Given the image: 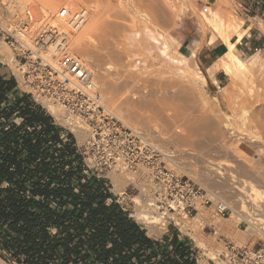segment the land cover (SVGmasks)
I'll return each instance as SVG.
<instances>
[{
    "label": "rangeland",
    "instance_id": "rangeland-1",
    "mask_svg": "<svg viewBox=\"0 0 264 264\" xmlns=\"http://www.w3.org/2000/svg\"><path fill=\"white\" fill-rule=\"evenodd\" d=\"M50 1L22 0L32 6L37 18L43 15L40 11L43 2ZM55 1L53 9L45 7L47 13L43 16L54 15L62 6L71 10L83 8L88 12L85 27L81 28L79 35L82 37L87 34L92 41L87 40L88 43L95 42L96 54L91 56L95 55L96 63L93 58L81 59L92 68L104 106L113 114L117 111L115 115L127 126L144 132L162 153L175 157L179 169L173 170L179 177L217 193L229 204L233 213L228 221L222 223L227 227L226 237L241 245L254 246L255 249L264 247V223L259 227L255 221H264V196L258 202L257 209L246 202H242L241 209V203L231 195L228 186L232 175L264 191V183L257 184L254 174L249 173L255 170L264 179V51L258 57L241 58L249 70L246 78L238 72L230 77L222 71V57L208 70L198 62V52L204 44L215 41L225 44L226 39L231 42L239 33L244 35L243 29L247 25L255 23L264 34V15L255 21L248 19L246 22L247 16L251 15L246 10L252 5V0H134L139 2L140 7L134 1L136 5H130L132 0ZM151 7L156 12L152 24L147 16ZM203 14L207 21L202 20ZM94 18L100 19L98 23L102 24H98L97 29L102 28L97 30L99 34L97 31L90 32ZM132 18L136 20L133 19V22ZM186 27L197 40L195 51L182 46ZM77 35L75 33L73 37L76 39ZM92 44L90 46L94 48ZM106 67H111L110 71ZM0 70L4 76L10 77L7 68ZM16 89L17 94H22L17 85ZM36 103L42 107L40 102ZM43 109L57 126L65 130L55 116ZM131 109L138 116L135 114V117ZM71 135L78 149H81L84 141L78 142L75 134ZM242 145L247 146L244 151L240 148ZM221 147L226 148V152ZM219 163L232 166L229 171L220 170L224 174L222 179L213 174L215 169L218 170L216 167ZM243 168L248 173L241 172ZM147 175V171H143L142 177L139 176L141 179H136L137 186L132 190L127 188L128 183L114 182L115 175L108 176L105 172L101 174L110 187V194L132 216L135 212L130 200L147 183ZM123 193L128 194L129 198L126 194L122 197ZM133 218L147 237L161 243L160 250H163L162 239L166 233L163 227L167 221L160 219L156 227L161 230L153 234L147 225ZM199 219L198 216L192 222L189 231L188 221H178L183 225L180 239H190L188 243L194 246L197 254L196 264H213L206 260L211 256L204 252L202 246L203 234ZM248 220L254 222L249 227L245 224ZM167 229L175 228L167 226ZM205 234L216 246L217 236L209 235V231H205ZM0 264H11L1 250ZM214 264L220 263L215 261Z\"/></svg>",
    "mask_w": 264,
    "mask_h": 264
},
{
    "label": "trees",
    "instance_id": "trees-1",
    "mask_svg": "<svg viewBox=\"0 0 264 264\" xmlns=\"http://www.w3.org/2000/svg\"><path fill=\"white\" fill-rule=\"evenodd\" d=\"M89 172L73 136L0 74V250L11 264H196L161 243ZM111 200V202H109Z\"/></svg>",
    "mask_w": 264,
    "mask_h": 264
},
{
    "label": "built area",
    "instance_id": "built-area-1",
    "mask_svg": "<svg viewBox=\"0 0 264 264\" xmlns=\"http://www.w3.org/2000/svg\"><path fill=\"white\" fill-rule=\"evenodd\" d=\"M87 15L83 8L71 10L62 6L54 15L37 18L32 6L22 0H0V68L9 70L22 94L40 102L46 110L44 104L56 109L55 119L67 132H86L79 151L87 170L95 177L104 179L102 172L108 175L115 160L123 158L138 175L142 171L151 173L160 190L156 196L162 204L158 205L176 219L183 217L185 223L188 221V231L199 216L202 246L211 256L207 261L264 264V247L255 249L225 236L227 227L222 223L229 220L233 211L221 196L179 177L173 170L179 169L175 157L162 153L144 132L125 125L104 106L92 70L71 50L73 35L82 28ZM245 224L249 227L252 221ZM167 226L175 228L179 235L183 227L173 220H168L163 228L166 230ZM205 231L217 236L216 246Z\"/></svg>",
    "mask_w": 264,
    "mask_h": 264
},
{
    "label": "bare ground",
    "instance_id": "bare-ground-1",
    "mask_svg": "<svg viewBox=\"0 0 264 264\" xmlns=\"http://www.w3.org/2000/svg\"><path fill=\"white\" fill-rule=\"evenodd\" d=\"M133 1L134 0H132V1H130V5H136V3L135 4H133ZM192 1V0H191ZM54 2L56 3V1L55 0H51L49 3H46V2H43V6H41V8H40V11H41V13L43 14V15H46V13H47V8H51V9H53L54 7H53V5H54ZM134 2H137V1H134ZM195 2V1H194ZM139 2H137V4H138ZM109 5H110V3H108ZM139 5V6H138ZM137 6L138 7H140V4H138ZM154 6V5H153ZM45 7H47V8H45ZM133 8H134V6H132ZM137 7V8H138ZM152 8V7H151ZM139 9V8H138ZM111 10H113L112 8H111ZM135 10L137 11V9H136V7H135ZM119 11H121V10H119ZM126 11V10H125ZM155 11V9H149L148 11H147V16H148V20H149V23L150 24H152L153 23V21H155V18H156V12H154ZM126 13H128V12H126ZM129 14V13H128ZM42 15V16H43ZM96 15V14H95ZM215 15V14H214ZM89 16V15H88ZM96 17V16H95ZM202 20H204V21H207V19H206V16L203 14L202 16ZM97 18H98V16H97ZM100 18V17H99ZM127 18H128V16H127ZM95 19V20H94ZM93 20V24H92V27H91V30H90V32H93V33H95L98 29L97 28H99L98 26V24H100V23H98L99 22V20L100 19H96V18H94ZM134 18H132V20H133ZM86 20H87V18H86ZM128 20V19H127ZM130 21H131V19H129ZM134 20H136V19H134ZM134 20H133V22H134ZM215 21H216V18H215ZM136 22V21H135ZM86 23V22H85ZM103 23V22H102ZM139 23V22H138ZM128 24H129V22H128ZM130 24H131V22H130ZM101 26H102V24H100ZM106 26L108 25V24H105ZM110 26V25H109ZM126 26H127V24H126ZM125 26V28L127 29V27ZM130 26V25H129ZM85 27V24H84V26H82V29ZM103 27H104V24H103ZM132 27H134V25H133V23H132ZM135 28V27H134ZM82 29L79 31V32H77L78 33V35H77V37H76V39L74 38V40H72L71 41V44H73L72 45V47L71 48H73L72 49V52H73V50H74V54H75V50L77 51V53L76 54H79V55H77V56H79L80 58H93V62H95L96 63V61L94 60V56L92 57L91 55L92 54H96V50H95V47H94V44H95V42H94V44H92L93 45V47L94 48H92V46H90L91 44L90 43H88V41L87 40H89L88 38H89V36L87 35V34H85L84 36H80L79 35V33L82 31ZM113 29V28H112ZM99 30H102V28H100ZM98 30V31H99ZM106 30V29H105ZM98 31H97V33H98ZM128 31H129V29H128ZM131 31H132V29H131ZM125 32V31H124ZM76 33V34H77ZM101 33V32H100ZM99 34V33H98ZM100 36V35H99ZM242 37H243V33H239L238 35H237V37H236V42H233V43H231V42H229V40L228 39H226L225 40V46H226V52H225V54L222 56V60H221V62H222V64H221V69H222V71H224L226 74H228V76H233L234 75V73H236V72H238V73H240V75L242 76V77H244V78H246V76H247V74L249 75V70H248V68H247V66H246V62L243 60V59H241L238 55H237V50H236V43H239L240 41H241V39H242ZM72 38V39H73ZM91 41V38H90V40H89V42ZM92 42V41H91ZM88 44H90L89 46H88ZM97 45V44H96ZM91 47V48H90ZM92 49H94V52L95 53H93V50ZM79 52V53H78ZM75 54V55H76ZM97 58V57H96ZM89 60V59H88ZM92 60V59H91ZM90 63H91V61H90ZM93 64V63H92ZM91 64V65H92ZM98 65V64H97ZM89 68H90V66H89ZM98 68V67H97ZM109 71H110V68L111 67H106ZM90 69H92V68H90ZM108 70H106V71H108ZM230 76V77H231ZM237 77V76H236ZM103 79V78H102ZM245 81V80H244ZM107 82V81H106ZM110 83V82H109ZM114 84V83H113ZM110 85V84H109ZM108 89V88H107ZM110 89H112V88H110ZM109 90V89H108ZM118 90V89H117ZM111 91V90H110ZM109 93V92H108ZM111 93V92H110ZM108 94V95H111V94ZM117 94V93H116ZM115 95V94H114ZM115 96H117V95H115ZM111 97H113V96H111ZM113 100H114V98H112ZM117 99V98H116ZM253 99V98H252ZM109 101V100H108ZM115 101V100H114ZM119 101V100H118ZM122 102V101H121ZM121 102H120V104H121ZM107 103V102H106ZM112 103V102H111ZM110 103V104H111ZM119 103V102H118ZM124 103V102H123ZM128 103V102H127ZM255 103V102H254ZM45 105V107L48 109V112L50 113V114H52L53 116H55V117H57L58 116V113H57V110L56 109H54V108H52L50 105H48V104H44ZM105 105V104H104ZM107 105V104H106ZM112 105H113V103H112ZM130 104H128V106H129ZM106 107V106H105ZM112 107H114V106H112ZM120 108H122V107H120ZM130 108V107H129ZM131 108H132V106H131ZM112 110H113V108H111ZM134 109V108H133ZM116 110V109H115ZM119 110V109H118ZM125 110H126V108H125ZM120 111V110H119ZM122 111V110H121ZM129 111V110H128ZM131 113H133L134 114V116L136 117V115H137V113H134L133 112V110L131 109ZM136 111V110H135ZM112 112V111H111ZM116 113L115 114H117V111H115ZM125 112V111H124ZM126 113V112H125ZM130 113V114H131ZM114 114V115H115ZM136 114V115H135ZM128 115V114H127ZM132 115V114H131ZM122 116H124V115H122ZM138 116V115H137ZM115 117L118 119V120H120V121H122L121 120V118L120 117H117L116 115H115ZM133 118V116H130V118ZM124 118V117H123ZM122 118V119H123ZM129 118V117H128ZM138 118V117H137ZM123 122V121H122ZM124 123V122H123ZM125 124V123H124ZM126 125V124H125ZM74 134H75V136H76V138H77V140H78V142H82V141H85L86 140V137H87V134H86V132L85 131H82V130H74V132H73ZM252 146V145H251ZM240 148L244 151L246 148H247V146H245V145H242V146H240ZM221 149H222V151L224 152H226V148H222L221 147ZM216 167V166H215ZM216 168H218V170L217 169H215V172L213 173L215 176H217V177H219L220 179H222L223 178V173L222 172H220V170H227V171H229L231 168H232V166L231 165H229V164H227V163H219V164H217V167ZM241 169H242V167H241ZM143 172V171H142ZM142 172H140V174L138 175V171H135V172H133L132 170H130L129 169V167H127L126 166V164H125V162H124V159L123 158H120L119 160H115V164L113 165V167L111 168V171L109 172V174H108V176H113V175H115L116 177H114V182H116L117 184H122V183H128V185H127V188L128 189H134V187L135 186H137V184H136V179H141V177H142ZM241 172H245V174L246 173H248V172H246L245 170H244V168H243V171H241ZM148 173V175H147V178H146V180H147V183L144 185H142V188L139 190V193H138V195L137 196H135V197H133V198H131V202L133 203V210H134V212H135V214L132 216V217H135V219L138 221V222H141V223H143V224H145V225H147V228L150 230L149 232H153V234H158V230H161L160 228H158V227H156V225L158 224V222H159V220L160 219H162V220H164V221H167L168 222V220H173V221H179L180 219H182V220H184V218L183 217H180L179 219H176V216L175 215H170V214H168L167 213V211H166V209L165 208H163L162 206H159L158 204H162V202H161V200L159 199V198H157V193H159V189H158V187H157V185H155L154 184V180H153V177L151 176V173L150 172H147ZM249 173L252 175V174H254L253 176H255V178L257 179V184L258 183H264V179H262L261 178V176L259 177L258 176V173H256L255 172V170H250L249 171ZM260 174V173H259ZM242 175H244V174H242ZM248 175V174H247ZM139 176H141L140 178H139ZM228 181V180H227ZM228 182H230V184H228V186H229V192L231 193V195H233L234 197H236L237 199V201H239L240 203H241V209L243 208V206H242V202H246V203H249L251 206H252V208L254 209V208H256L257 206H258V202L262 199V197L264 196V191H262V190H260V188L259 187H257V186H255V185H253V184H250L249 182H246V181H239V180H237V176H232L231 175V178L229 179V181ZM139 189V188H138ZM126 193H123L122 194V197H124V196H126V197H128L129 198V195L128 194H126ZM121 196V195H120ZM250 206V207H251ZM171 207V206H170ZM252 209V210H253ZM257 209V208H256ZM180 216H182V215H180ZM243 218H245V217H243ZM248 219H249V217H248ZM255 220V219H254ZM256 222H257V224H258V226L260 225H263V223H264V221L263 220H261V219H258V220H255ZM255 222V223H256ZM254 223V222H253ZM252 223V224H253ZM258 226L255 228L256 230H257V228H258ZM259 226V227H260ZM157 228V229H156ZM254 230V229H253Z\"/></svg>",
    "mask_w": 264,
    "mask_h": 264
},
{
    "label": "crops",
    "instance_id": "crops-1",
    "mask_svg": "<svg viewBox=\"0 0 264 264\" xmlns=\"http://www.w3.org/2000/svg\"><path fill=\"white\" fill-rule=\"evenodd\" d=\"M246 11L251 14L250 16H247L246 22L248 19L255 21L257 18L262 17L264 15V0H252V5H250ZM184 31L182 46L190 51H195L197 48V40L193 37V34L189 31L188 27H186ZM243 31H245V33L241 41L236 43L238 56L244 59L260 56L261 52L264 51V34L259 30L255 23L251 26L247 25ZM235 40L236 37H233L231 42H236ZM225 48V44L220 41H215L211 44H204L198 52L199 64L202 65L204 69L208 70L225 54ZM0 74L5 78L8 77L4 76L1 70ZM175 236L180 239V235L175 229H166V233L163 234V239L170 241ZM151 240L156 241L154 239Z\"/></svg>",
    "mask_w": 264,
    "mask_h": 264
}]
</instances>
